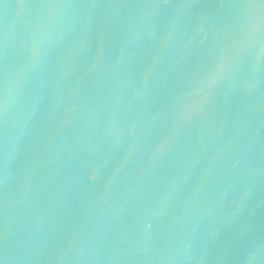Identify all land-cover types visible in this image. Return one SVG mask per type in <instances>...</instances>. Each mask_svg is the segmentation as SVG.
Wrapping results in <instances>:
<instances>
[{
    "label": "water",
    "instance_id": "1",
    "mask_svg": "<svg viewBox=\"0 0 264 264\" xmlns=\"http://www.w3.org/2000/svg\"><path fill=\"white\" fill-rule=\"evenodd\" d=\"M2 264H264V0H0Z\"/></svg>",
    "mask_w": 264,
    "mask_h": 264
},
{
    "label": "snow or ice",
    "instance_id": "2",
    "mask_svg": "<svg viewBox=\"0 0 264 264\" xmlns=\"http://www.w3.org/2000/svg\"><path fill=\"white\" fill-rule=\"evenodd\" d=\"M0 264H2V262H0Z\"/></svg>",
    "mask_w": 264,
    "mask_h": 264
}]
</instances>
